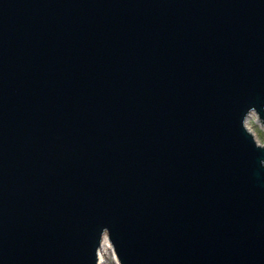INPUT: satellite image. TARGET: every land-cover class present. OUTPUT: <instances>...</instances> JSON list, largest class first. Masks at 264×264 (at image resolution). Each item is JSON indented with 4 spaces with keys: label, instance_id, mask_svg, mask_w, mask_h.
Listing matches in <instances>:
<instances>
[{
    "label": "water",
    "instance_id": "obj_1",
    "mask_svg": "<svg viewBox=\"0 0 264 264\" xmlns=\"http://www.w3.org/2000/svg\"><path fill=\"white\" fill-rule=\"evenodd\" d=\"M252 112L264 0H0V264H264Z\"/></svg>",
    "mask_w": 264,
    "mask_h": 264
},
{
    "label": "rangeland",
    "instance_id": "obj_2",
    "mask_svg": "<svg viewBox=\"0 0 264 264\" xmlns=\"http://www.w3.org/2000/svg\"><path fill=\"white\" fill-rule=\"evenodd\" d=\"M255 118V119H254ZM250 127L253 129L254 133L257 136L258 141L261 144H264V126L260 123V120L256 119V116L253 118H250ZM103 263L102 264H117V262L114 259V256L109 251H104L103 256Z\"/></svg>",
    "mask_w": 264,
    "mask_h": 264
},
{
    "label": "bare ground",
    "instance_id": "obj_3",
    "mask_svg": "<svg viewBox=\"0 0 264 264\" xmlns=\"http://www.w3.org/2000/svg\"><path fill=\"white\" fill-rule=\"evenodd\" d=\"M254 116H256V118H257V114L255 113V112H252V113H250L249 114V116L247 117V125H249V127H250V123H249V119L250 118H253ZM256 135V134H255ZM257 137V136H256ZM104 251H109L113 256H114V259H115V261H117V259H116V256H115V254H114V251H113V247H112V245L110 244V242L108 241V239H107V237H106V239H105V241H104V243H103V246H102V250H101V252H100V258H101V261H100V264H102L103 263V256H104ZM118 262V261H117Z\"/></svg>",
    "mask_w": 264,
    "mask_h": 264
}]
</instances>
